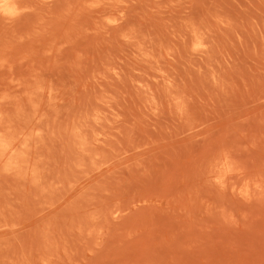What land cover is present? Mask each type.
Returning <instances> with one entry per match:
<instances>
[{"label": "rangeland", "instance_id": "1", "mask_svg": "<svg viewBox=\"0 0 264 264\" xmlns=\"http://www.w3.org/2000/svg\"><path fill=\"white\" fill-rule=\"evenodd\" d=\"M0 1V264H264V0Z\"/></svg>", "mask_w": 264, "mask_h": 264}, {"label": "bare ground", "instance_id": "2", "mask_svg": "<svg viewBox=\"0 0 264 264\" xmlns=\"http://www.w3.org/2000/svg\"><path fill=\"white\" fill-rule=\"evenodd\" d=\"M5 1V0H4ZM1 2V1H0ZM2 3H3V1H2ZM9 3H10V1H9ZM9 3L8 4H0V12H1V10H3L2 12H5V13H7V11L6 10H8V8H10V7H8V5H9ZM12 3H13V1H12ZM12 10H13V8H11ZM10 9V10H11ZM11 12V11H10Z\"/></svg>", "mask_w": 264, "mask_h": 264}]
</instances>
